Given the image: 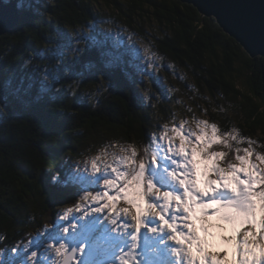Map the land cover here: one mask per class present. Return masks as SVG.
<instances>
[{
	"label": "snow or ice",
	"instance_id": "6c2138e0",
	"mask_svg": "<svg viewBox=\"0 0 264 264\" xmlns=\"http://www.w3.org/2000/svg\"><path fill=\"white\" fill-rule=\"evenodd\" d=\"M15 8L37 6L35 0H15ZM13 22L21 42L28 33L38 37L43 24L38 9ZM225 29L237 48L251 51L258 43L264 53V5L235 11ZM87 50L69 49L65 63L64 52L45 46L55 64L40 71L42 94L66 91L74 98L85 74L110 91L111 81L94 62L78 64ZM214 110L227 116L222 106ZM61 111L45 107L35 122L47 130L52 152L42 162L50 172L47 198L63 203L72 191L75 202L54 213L51 226L13 246L15 258L0 264H264V151L258 150L264 143L244 135L230 117L221 128L193 115L195 129L173 117L170 128L163 125L141 148L133 142L104 145L82 164L62 169L55 155ZM6 112L0 99V113Z\"/></svg>",
	"mask_w": 264,
	"mask_h": 264
},
{
	"label": "trees",
	"instance_id": "16d2710c",
	"mask_svg": "<svg viewBox=\"0 0 264 264\" xmlns=\"http://www.w3.org/2000/svg\"><path fill=\"white\" fill-rule=\"evenodd\" d=\"M35 4L37 8L20 13L28 17L38 9L43 21L38 37L28 33L21 42L16 28L0 37V99L7 105L6 114L0 113V250L37 232L46 212L53 221L58 209L75 202L72 191L63 203L47 198L50 172L42 162L51 159L52 152L47 130L35 122L45 107L62 108L56 117L61 143L55 153L62 169L73 166L65 162L66 156H78L87 146L144 145L154 130L165 124L170 128L173 117L176 123L191 122L194 115L221 128L228 126L230 117L244 135L264 143V63L261 57L250 59L242 46L237 48L214 18L178 0H35ZM104 21H115L152 47L167 73L164 80L181 86L174 98H184L183 103L170 101L166 106L154 96L147 103L143 97L147 75L137 58L129 60L132 55L124 39L110 32L104 35L108 47L103 43L101 49L94 37L91 42L81 34L78 38L88 48L78 64L94 62L111 81L110 91L103 81L91 83L95 77L86 74L74 98L66 91L42 94L40 71L51 63L44 48L56 37L54 32L70 44L71 31L91 27L95 36L94 27H103ZM102 51L117 61L104 63ZM67 80L61 68L60 81ZM165 86L160 88L168 90ZM218 106L227 109V116L214 110Z\"/></svg>",
	"mask_w": 264,
	"mask_h": 264
},
{
	"label": "rangeland",
	"instance_id": "374dc122",
	"mask_svg": "<svg viewBox=\"0 0 264 264\" xmlns=\"http://www.w3.org/2000/svg\"><path fill=\"white\" fill-rule=\"evenodd\" d=\"M7 1L11 2L12 0H7ZM104 22H107V24H105V25L102 24L103 27H101V28H100V26H98L96 28L94 27V30L98 29V33L95 34V36L92 32L93 29L91 27L87 28V30H85V29L83 30V28H80V29L77 28L76 30L78 32H76V30L74 32L71 31L72 41L70 44L64 43V38L61 36V34L54 32L56 37L51 42H49L47 44V47L49 49H52L53 51L56 50L57 48H59L65 54V56H64L65 62L66 61L68 62V60L71 57V52L69 51V49L75 48V47L84 48L82 41L80 39H78L80 34L83 37L86 36L88 42H91L93 37H94V39L96 38L97 42L99 43L100 49H101V46L103 43L108 47V44L104 40V35L108 34V32H110L111 34L115 35L114 36L115 38L118 36L119 38L124 39V41H125L124 46L126 49H129L130 54L132 55L131 59H129V60L132 61L133 58H137L136 63L138 64V67L142 68L145 75H147L146 76V78L148 79L146 81L147 91L143 93V97L147 103L149 101H151L152 96H154V100H155V98H157L159 100L161 98L162 101L166 102L165 103L166 106L168 105L167 102H170V101H174V102L177 101L179 103H183V101H185L184 98H182V97H178L177 99L174 98V95H176V97L180 95L181 86L177 84V85H175V87H173V86H171V84H169V82H168L169 79L168 80L166 79V81L164 80V76L166 77L167 73L162 68V65L159 63V60L157 59L152 47L144 39H141V38L137 37L135 34H132L127 28H123V26L117 25L115 21H113V22L112 21H104ZM118 37H117V39H118ZM124 41L122 40L121 43L123 44ZM145 49L147 51H145ZM52 57H54V56L49 55L48 58H46V60H48L49 58H50L49 60H51V63H50V61L49 62L46 61L48 64L50 63V66L48 68L45 67L49 71H51L53 68L52 64L53 65L55 64V60L52 61ZM101 58L103 59L104 63L108 62L109 60L111 61V59H113L114 61H117V60H115V58L112 55H108L104 51L101 52ZM80 61L81 60H79L78 62H80ZM29 65H30V60L27 61L25 66L29 67ZM59 71H61V69ZM86 76L87 75L85 74V77ZM162 84H165L166 85L165 88L168 90L161 89L160 87L162 86ZM149 103H151V102H149ZM171 113H176V111L174 109H171ZM188 127H191L194 129V127L191 125H188ZM156 131L157 130H154L153 132H156ZM112 144H113V142L108 143V145H112ZM137 147L141 148L142 146H137ZM87 148H89V149L82 151L78 156L69 155V157L68 158L66 157L65 159L73 161L76 164H78V163L82 164L83 160L86 157H91L93 155H96L101 149V148L97 149L94 146H91V147L87 146ZM112 150L113 149L110 147L109 151H112ZM66 205H67L66 207H70L72 204H66ZM66 207L64 205L60 209H58L56 212L60 211L63 208H66ZM43 218H44V220H43V223H42L40 229L45 224H48L51 226L53 221L56 219V217L54 216L53 221H52V215H50L49 212H46L45 216ZM40 229H38V230H40ZM35 233L36 232H34L32 234L35 235ZM12 247L13 246H10L9 248L2 250L3 255L0 256V260H7L8 257H10V256L15 258V254L11 252Z\"/></svg>",
	"mask_w": 264,
	"mask_h": 264
},
{
	"label": "water",
	"instance_id": "95a60500",
	"mask_svg": "<svg viewBox=\"0 0 264 264\" xmlns=\"http://www.w3.org/2000/svg\"><path fill=\"white\" fill-rule=\"evenodd\" d=\"M184 4L194 6L202 15L208 18H214L221 29H225V24L230 18L231 14L235 11L245 9L249 6L259 7L264 5V0H178ZM21 17L20 10L15 8V0L8 2L7 0H0V37L8 34L17 26L13 22L14 18ZM229 34L230 31H229ZM243 48V46H242ZM244 49V48H243ZM249 56L254 55L256 57L264 56L259 50V44L257 43L251 51L244 49Z\"/></svg>",
	"mask_w": 264,
	"mask_h": 264
},
{
	"label": "bare ground",
	"instance_id": "6f19581e",
	"mask_svg": "<svg viewBox=\"0 0 264 264\" xmlns=\"http://www.w3.org/2000/svg\"><path fill=\"white\" fill-rule=\"evenodd\" d=\"M223 255V253H221ZM228 258L229 260L231 259V253L229 252V255H228Z\"/></svg>",
	"mask_w": 264,
	"mask_h": 264
}]
</instances>
